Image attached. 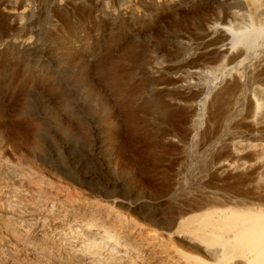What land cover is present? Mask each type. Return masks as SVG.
I'll return each instance as SVG.
<instances>
[{"label": "rangeland", "instance_id": "1", "mask_svg": "<svg viewBox=\"0 0 264 264\" xmlns=\"http://www.w3.org/2000/svg\"><path fill=\"white\" fill-rule=\"evenodd\" d=\"M8 1H0V174L25 169L35 191L17 204L20 217L2 207L0 217L23 224L32 245L74 239L79 224L128 243L120 264L182 262L164 242L215 264L174 225L222 195L251 196L264 177V36L251 48L236 39L260 23L264 4L14 0L12 13ZM10 247L0 264H49Z\"/></svg>", "mask_w": 264, "mask_h": 264}, {"label": "bare ground", "instance_id": "2", "mask_svg": "<svg viewBox=\"0 0 264 264\" xmlns=\"http://www.w3.org/2000/svg\"><path fill=\"white\" fill-rule=\"evenodd\" d=\"M123 1L127 2L128 0H123ZM13 2L14 0L8 1V3L5 4L4 8L5 9L7 8L8 11L15 13L16 9L14 8L15 5L13 6ZM105 2H108V1H105ZM252 3L258 7L259 5H262V3L264 4V2H260L259 0H252ZM105 4H106V7H108V4L107 3ZM25 11H26V8H23V10L18 11L19 17H23ZM260 36H264V13L260 15L259 24H256V23L253 24L252 30H249L248 32H245V33H241L238 37H236V39L238 40V42H240V44H244L247 46V48L248 47L251 48L254 44L255 39ZM105 70L106 69H103V71ZM100 80L102 79L100 78ZM21 117H20L21 119H25V120L27 118L26 116H21ZM21 119H19V121H21ZM16 128L18 127L16 126ZM16 130H15V133H16ZM20 131L22 133L23 130H20ZM232 138H234V136H232ZM11 168H9L6 171H3L0 174V175H3L1 176L2 178L0 177V179H2V181L5 180L4 182L5 185L3 184L2 181H0V208L2 207L3 209L4 208L8 209V212H6L7 215L12 214L13 216H17L15 218H18L20 214L19 215L16 214L17 211L19 210V205L17 204L18 203L22 204L23 200L25 199V196H28V192L33 191L34 187L30 184V180L27 179L29 173H26L24 171L25 169L22 170L19 167H11ZM254 182L256 183L259 182L260 186L259 188H256L254 191H252L254 193L251 196L238 197V196L232 195L231 193L222 195L223 202L221 204L218 203L219 206L216 205L215 207L211 209H206L199 213H193V214L187 213L185 214V216H181L180 218H178L179 220H177V223L174 225L176 226V229H175L176 233L177 232L182 233V235L186 237V240L189 244L191 245L194 243L198 244V246H196L197 249L201 253L203 252L209 259L213 260L215 264H264V177L260 176ZM249 184L250 186L253 185L252 183H249ZM20 187L24 189L20 190ZM253 187H256V186L254 185ZM210 195H212L213 198L219 199L218 196L220 195V193H218L217 191H211ZM12 199H14L15 201H12ZM202 209L203 208L201 207V210ZM29 212L31 214L33 213L32 210H29ZM4 217H0V249H1L0 252L3 254H4V250L7 247L11 248L10 246H12L13 248V246L21 245L22 247L31 249L32 252L34 253V256L39 253H42L39 256L49 264L50 263H53V264H120V262H122V260L125 259L127 257V254L129 253L128 250L130 248V245H128V243L126 242L125 244H122L120 240L116 239L115 234L113 233L110 234L108 232L101 234L100 231L98 230H92L87 225H79V224L71 225V228H72L71 230H72V233L74 234V236L73 237L71 236V237L74 239L66 240V237H65L64 240H62L61 242L59 241L54 242L53 245H56L55 247H49L47 243L42 244V242L41 244L43 246L35 245V244L32 245L28 241H24L23 239H21V235H22L21 227H23L24 225L20 221H18L22 225L16 224L13 226L9 223L8 219L10 217L9 218H4ZM11 218H14V217L11 216ZM28 226H30V224ZM3 231H6V233L8 232L13 238V240L9 239L10 237L9 238L6 237ZM161 237L158 240L156 236H153L154 240L156 239L158 240L157 241L158 244L160 242H164V240ZM46 240L48 239L46 238ZM167 241H172L171 234L170 235L168 234ZM164 246L175 249V251L179 255V260L181 261L183 260L182 262L177 261L176 264H196V262L197 264H209L207 258L203 257L202 255H195L192 252L186 251L183 248L177 245H174L173 242L170 244L169 242H164ZM14 248H17V247H14ZM3 254H0V257ZM134 264H137V263H134Z\"/></svg>", "mask_w": 264, "mask_h": 264}]
</instances>
